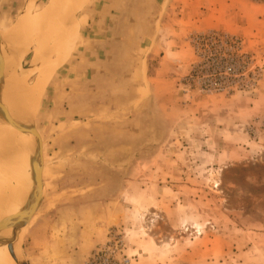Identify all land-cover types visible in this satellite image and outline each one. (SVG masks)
<instances>
[{
  "label": "rangeland",
  "instance_id": "obj_1",
  "mask_svg": "<svg viewBox=\"0 0 264 264\" xmlns=\"http://www.w3.org/2000/svg\"><path fill=\"white\" fill-rule=\"evenodd\" d=\"M202 1L86 0L30 78L33 46L17 57L12 42L53 0H0L6 84L40 87L30 155L20 131L0 149L5 226L28 195L16 155L41 169L39 204L13 213L10 236L0 226L10 264H86L110 233L132 264H264V60L238 32L193 26L227 18L228 0Z\"/></svg>",
  "mask_w": 264,
  "mask_h": 264
},
{
  "label": "bare ground",
  "instance_id": "obj_2",
  "mask_svg": "<svg viewBox=\"0 0 264 264\" xmlns=\"http://www.w3.org/2000/svg\"><path fill=\"white\" fill-rule=\"evenodd\" d=\"M85 1L86 0H57V1L55 0V2H54V0H53V3H51L52 5L47 7L44 10L45 12L35 15L34 18L30 17L29 19L26 20L25 23L21 24L26 28L23 27L22 28L23 31L22 30H20L21 32L18 31L19 32L18 37L16 38V40H14V42H12L13 44L11 47H13V50H15L17 52V57L18 56L22 57L23 55H25L28 52L29 47L33 46V55H32V58L30 60L31 66L29 67V69L28 68L25 69V70L28 69L27 72H29L31 74L30 78L36 74V72L42 67V65L44 64L45 61L51 59V56L53 54H56V52H58L57 48L59 46L58 45L59 40L61 39L60 32H61L62 26L64 25V22L69 18L72 9L75 6H78V5L81 6V5L85 4L84 3ZM64 34H66V33H64ZM59 37H60V39H59ZM63 41H64V38H63ZM62 45H64V44H62ZM13 54H14V52H13ZM3 55H4V52L0 51V70L2 71L3 74H5V72H3V69L5 67L4 66L5 63L3 62ZM62 55H63V52H62ZM17 57H16V59H18ZM6 61H7V59H6ZM15 61H18V60H15ZM8 63H10V62H8ZM28 66H29V64H28ZM41 73L43 74L44 78H46V76L48 78L47 72L42 70ZM23 74H24V72H23ZM12 75H14V74H12ZM18 75L20 76L19 73H18ZM24 75H27V74H24ZM4 76H6V75H4ZM16 76H13V77L10 76L12 78V80L10 81L11 78L9 77V81H10L11 85L8 84L9 86H12V87L14 86V88H16V90H17L16 96L14 97V99L7 98L9 100L10 105L5 104L4 102H0V103H2V104H0V118L6 123L5 124L4 122L1 121L3 123V126L0 127V130L2 131V132L0 131V145H1L0 149H1L2 145H5L7 147L8 145L12 144V142H14L16 139L15 132L18 133V131H20L23 134L21 141H22L23 147H25V155H26V159H27L31 153L30 135H32V136L34 135L32 128L27 123H25L26 121H28L31 118V114H28V110H29L30 106H27L26 108H19V107L14 108L13 103H16L15 101L21 100V99H25V100L26 99H36L38 97L40 87H38V89L34 90L33 92H30V95L28 96V95H26V93L23 91V89L21 87L24 86V84L29 80V78H27V76L25 78H23V77L20 78V77H16ZM21 76H22V74H21ZM5 79H6V77H5ZM39 79H41V81H42L41 77H39ZM9 81L7 80V83H9ZM41 84H42V82H41ZM8 85H7V87H8ZM10 88H9V90H10L9 92H11ZM5 91H7V90H5ZM0 101H2V100H0ZM22 153H23V150H21L16 155L12 166H13V169L16 170L14 183H18L20 181L19 185H22L28 191L27 198L22 203V207H24V206H26V207H24L23 209L21 207H18L17 210H14V211L10 210L11 214H9V216H10V224L9 225L5 226L2 221L0 222V226L2 228H4V231L8 232V235L9 234L11 235L10 230L12 228L11 223H12L13 213L19 212L23 215H27L29 212H31L39 204L41 193H42L41 179H38L37 181H35L33 183L34 188L31 191V193L29 194L30 188L28 186V183H29L28 182V175H27L28 173L26 172L27 171L26 170V168H27L26 163L27 162H26L25 158L22 159ZM7 155L10 156V157L8 156L9 159L11 157H13V155H11L10 153H7ZM5 157H7V156H5ZM32 159H34V158H32ZM8 162H9V160H8ZM31 163H32V161H30V165H31ZM11 174L12 173H8L7 177L9 178ZM27 199H28V201H27ZM0 205H1L0 211H2L6 206V201L2 200ZM17 232H18V230H17ZM8 235H6V236H8ZM16 235L17 234H15V236ZM1 238H2V236H1ZM16 240H17V236H16L15 241ZM6 242H7V237H6V239H4L2 241V243H1L2 245L0 246V254L4 250V252L2 253L3 255L2 254H1L2 256L0 255L1 256L0 257V264H10V261H12L10 255H9V253H10L9 248L7 249L6 246L3 245ZM11 250H12V248H11ZM11 264H15L14 261H13V263L11 262Z\"/></svg>",
  "mask_w": 264,
  "mask_h": 264
},
{
  "label": "crops",
  "instance_id": "obj_3",
  "mask_svg": "<svg viewBox=\"0 0 264 264\" xmlns=\"http://www.w3.org/2000/svg\"><path fill=\"white\" fill-rule=\"evenodd\" d=\"M195 1L202 6V0ZM215 3V0H208L206 5L211 9L210 5L213 4L215 6ZM222 5L227 13L225 21L215 20L210 14L204 12V14L198 16L197 19L194 20L193 26L198 29L223 27L238 32L245 39L248 49L258 53L260 58L264 60V2L260 3V5H254L247 0H228L222 3ZM192 6L195 7L194 9L198 7L195 6V3H193ZM0 84L6 93L5 87L7 84L3 73L0 78ZM0 102L4 101L2 100ZM262 118H264V116Z\"/></svg>",
  "mask_w": 264,
  "mask_h": 264
},
{
  "label": "built area",
  "instance_id": "obj_4",
  "mask_svg": "<svg viewBox=\"0 0 264 264\" xmlns=\"http://www.w3.org/2000/svg\"><path fill=\"white\" fill-rule=\"evenodd\" d=\"M123 248L122 238L110 233L106 242L91 253L86 264H132Z\"/></svg>",
  "mask_w": 264,
  "mask_h": 264
},
{
  "label": "water",
  "instance_id": "obj_5",
  "mask_svg": "<svg viewBox=\"0 0 264 264\" xmlns=\"http://www.w3.org/2000/svg\"><path fill=\"white\" fill-rule=\"evenodd\" d=\"M1 77H2V71L0 70V78ZM0 99H2L6 104L10 105L9 104V100L6 97L4 89L2 88L1 84H0ZM33 102H34L33 99H26L25 101H23V103L15 104L14 106L13 105L12 106L14 108H18V107L19 108H24V107H27V106L31 105ZM37 135L40 137V135L38 133H37ZM39 147L41 148V141H40ZM39 157H40V162L42 163L41 152L39 154ZM30 169H31V174L30 175L28 174V180L31 182V181H37L38 179H40V177H41V169H40V166L38 164H36L35 160L31 163ZM12 199H10V201H12ZM9 250L11 251L10 253H12L11 247H9Z\"/></svg>",
  "mask_w": 264,
  "mask_h": 264
}]
</instances>
